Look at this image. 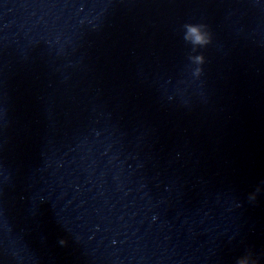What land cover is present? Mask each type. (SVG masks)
I'll use <instances>...</instances> for the list:
<instances>
[{
  "label": "water",
  "instance_id": "1",
  "mask_svg": "<svg viewBox=\"0 0 264 264\" xmlns=\"http://www.w3.org/2000/svg\"><path fill=\"white\" fill-rule=\"evenodd\" d=\"M245 255L264 264V72L0 0V264Z\"/></svg>",
  "mask_w": 264,
  "mask_h": 264
},
{
  "label": "clouds",
  "instance_id": "2",
  "mask_svg": "<svg viewBox=\"0 0 264 264\" xmlns=\"http://www.w3.org/2000/svg\"><path fill=\"white\" fill-rule=\"evenodd\" d=\"M183 29V39L186 43L192 45V52H196L198 48L206 47L211 43L212 37L211 33L208 31L207 25L186 23L183 25ZM189 61L196 66L192 69L193 75L197 77L200 76L202 72L200 66L204 64L205 57L202 54L190 55ZM257 192H259V189H257ZM256 194V192L250 194L249 199L254 201L256 199ZM60 243L64 244L65 241L61 240ZM237 264H257V262L251 258V255H245L238 258Z\"/></svg>",
  "mask_w": 264,
  "mask_h": 264
}]
</instances>
